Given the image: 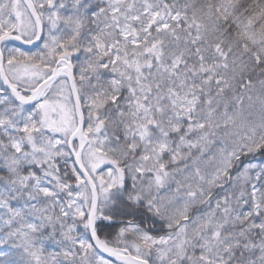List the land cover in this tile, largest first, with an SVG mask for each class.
Listing matches in <instances>:
<instances>
[{
    "label": "snow or ice",
    "instance_id": "6c2138e0",
    "mask_svg": "<svg viewBox=\"0 0 264 264\" xmlns=\"http://www.w3.org/2000/svg\"><path fill=\"white\" fill-rule=\"evenodd\" d=\"M0 264H264V0H0Z\"/></svg>",
    "mask_w": 264,
    "mask_h": 264
},
{
    "label": "trees",
    "instance_id": "16d2710c",
    "mask_svg": "<svg viewBox=\"0 0 264 264\" xmlns=\"http://www.w3.org/2000/svg\"><path fill=\"white\" fill-rule=\"evenodd\" d=\"M106 231H109L110 232V231H114V229H106Z\"/></svg>",
    "mask_w": 264,
    "mask_h": 264
}]
</instances>
